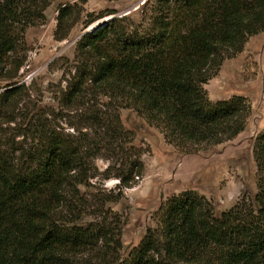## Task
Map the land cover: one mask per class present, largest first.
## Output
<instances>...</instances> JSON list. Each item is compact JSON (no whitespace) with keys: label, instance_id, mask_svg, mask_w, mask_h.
I'll return each instance as SVG.
<instances>
[{"label":"trees","instance_id":"1","mask_svg":"<svg viewBox=\"0 0 264 264\" xmlns=\"http://www.w3.org/2000/svg\"><path fill=\"white\" fill-rule=\"evenodd\" d=\"M52 1L0 0V81L17 77L25 32L44 24ZM86 1L58 7L55 41ZM263 31L264 0H145L139 20L112 16L75 42L71 63L58 67L57 110L26 100L25 83L1 92L0 133L13 126L0 136V264H264V130L252 146V199L218 213L194 190L170 195L124 258L122 219L109 206L143 175V150L120 110L181 154L234 139L250 116L247 98L212 101L204 85ZM109 179L113 189L101 183Z\"/></svg>","mask_w":264,"mask_h":264},{"label":"rangeland","instance_id":"2","mask_svg":"<svg viewBox=\"0 0 264 264\" xmlns=\"http://www.w3.org/2000/svg\"><path fill=\"white\" fill-rule=\"evenodd\" d=\"M144 1L87 0L79 22L62 41L53 39L58 7L73 5L78 0L52 1L44 11V24L29 27L25 32L29 51L17 77L0 81V90L25 83L28 85L26 100L39 107L57 110L55 97L64 87L62 72L58 67L63 62H67V65L71 63L79 36L96 21L112 16L139 20ZM106 10L114 13L89 24ZM204 88L212 101L242 95L247 98L251 108L244 130L207 153L181 154L166 144L159 131L143 118L130 110H120L123 127L132 132L133 144L143 150L140 157L143 163L141 179L134 186L122 189L123 197L118 202L109 204L122 219V258L139 243L146 228L154 227V214L170 195L194 190L208 199L219 213L241 198L252 199L256 193L257 176L252 146L255 136L264 130V31L249 37L241 52L224 60L217 74ZM12 126V123H2L4 135L0 133V136L9 137ZM66 131L72 132L69 128ZM95 164L99 171L107 165L100 159ZM101 183L106 189H113L118 181L109 179Z\"/></svg>","mask_w":264,"mask_h":264},{"label":"water","instance_id":"3","mask_svg":"<svg viewBox=\"0 0 264 264\" xmlns=\"http://www.w3.org/2000/svg\"><path fill=\"white\" fill-rule=\"evenodd\" d=\"M127 12V11H126ZM111 18V17H110ZM107 19H105V20H103V21H106ZM102 21L101 20H99V21H96L93 25H91L88 29H86L80 36H79V38L85 33V32H87V31H89V30H91L94 26H96V25H98L99 23H101ZM78 38V39H79ZM35 73V72H34ZM33 73V74H34Z\"/></svg>","mask_w":264,"mask_h":264},{"label":"built area","instance_id":"4","mask_svg":"<svg viewBox=\"0 0 264 264\" xmlns=\"http://www.w3.org/2000/svg\"><path fill=\"white\" fill-rule=\"evenodd\" d=\"M27 79H29V76L27 77ZM3 91H4V90L1 89V90H0V93L3 92Z\"/></svg>","mask_w":264,"mask_h":264}]
</instances>
